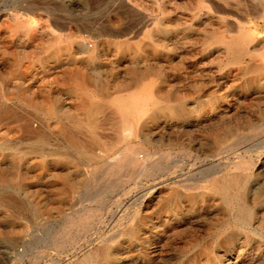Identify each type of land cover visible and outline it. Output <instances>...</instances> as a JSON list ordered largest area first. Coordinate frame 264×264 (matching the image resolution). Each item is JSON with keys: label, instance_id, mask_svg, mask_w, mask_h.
Segmentation results:
<instances>
[{"label": "rangeland", "instance_id": "374dc122", "mask_svg": "<svg viewBox=\"0 0 264 264\" xmlns=\"http://www.w3.org/2000/svg\"><path fill=\"white\" fill-rule=\"evenodd\" d=\"M244 34L231 63L221 42ZM263 61L253 0H0V264H82L102 247L109 264H264ZM76 120L114 155L68 149Z\"/></svg>", "mask_w": 264, "mask_h": 264}, {"label": "bare ground", "instance_id": "6f19581e", "mask_svg": "<svg viewBox=\"0 0 264 264\" xmlns=\"http://www.w3.org/2000/svg\"><path fill=\"white\" fill-rule=\"evenodd\" d=\"M253 2L256 4V7L258 6V9L260 10V11H262V13H264V0H253ZM169 4V3H168ZM168 13V12H167ZM172 14V13H171ZM173 16V15H172ZM17 17V16H16ZM20 18V17H19ZM22 21H23V19H22ZM175 21V20H174ZM25 22V21H24ZM165 22V21H164ZM12 23V22H11ZM21 23V22H20ZM19 23V24H20ZM13 24V23H12ZM11 24V25H12ZM18 24V25H19ZM27 24V23H26ZM6 25V24H5ZM16 25H17V23H16ZM17 25V26H18ZM164 25V24H163ZM163 25H162V27H163ZM171 25V24H170ZM175 25H176V23H175ZM175 25H173V26H175ZM58 26V25H57ZM203 26V25H202ZM15 27V26H14ZM172 27V26H171ZM186 27V26H185ZM164 28V27H163ZM173 28V27H172ZM14 29V28H13ZM18 29V28H17ZM58 29V28H57ZM56 29V30H57ZM19 30V29H18ZM50 30V29H49ZM63 30V29H62ZM198 31H199V29H197ZM47 31V30H46ZM61 31V30H60ZM64 31V30H63ZM203 31V30H202ZM50 32V31H49ZM57 33V32H56ZM60 33V32H59ZM101 33V32H100ZM183 33V32H182ZM194 34H196V33H194ZM30 35V34H29ZM63 35H65V34H63ZM67 35V34H66ZM41 36V35H40ZM45 36V35H44ZM43 36V37H44ZM198 36V35H197ZM34 37V36H33ZM42 37V36H41ZM61 36L59 35V38H60ZM65 37V36H64ZM71 37V36H70ZM69 37V38H70ZM111 37H113V36H111ZM150 37V36H149ZM49 38V37H48ZM151 38V37H150ZM170 38V37H169ZM56 39V38H55ZM30 40V39H29ZM34 40V39H33ZM48 40H50V38L48 39ZM65 40V39H64ZM70 40V39H69ZM183 40V39H182ZM187 40V39H186ZM250 40H251V36L248 34H244V35H242V36H240V37H238V39H236V40H234V41H232V42H230V43H222L221 42V44L224 46V48H225V51L228 53V55L227 56H229L228 58L230 59V61H231V63H238V62H240L242 59H243V61L246 59H244V57H245V55H247L246 54V50H245V48H244V46H246L247 44H248V42H250ZM66 41H68V40H66ZM65 41V42H66ZM74 41V40H73ZM152 41H155V40H152ZM161 41V40H160ZM44 42H45V40H44ZM44 42H42V43H44ZM48 42H50V41H48ZM56 42V41H55ZM72 42V41H71ZM80 42V41H79ZM185 42H187V41H185ZM189 42V41H188ZM40 43V42H39ZM47 43V42H46ZM83 43V42H82ZM101 43V42H100ZM160 43V42H159ZM182 43V42H181ZM193 43V42H192ZM191 43V44H192ZM48 44V43H47ZM161 44V43H160ZM171 44V43H170ZM174 44H176V43H174ZM189 44H190V42H189ZM36 45H38V44H36ZM172 45H173V43H172ZM178 45V44H177ZM181 45V44H180ZM186 45H188V43H186ZM53 46V45H52ZM55 46V45H54ZM60 46V45H59ZM64 46V45H63ZM189 46H191V45H189ZM195 46V45H194ZM210 46V45H209ZM43 47V46H42ZM41 47V48H42ZM44 47H46L47 48V46H44ZM169 48H170V46H168ZM172 47V46H171ZM53 48V47H52ZM161 48V47H160ZM184 48H185V44H184ZM206 48H208V47H206ZM40 49V48H39ZM49 49H51V48H49ZM69 49V48H68ZM175 49V48H174ZM179 49V48H178ZM180 49H181V46H180ZM183 49V48H182ZM203 49V48H202ZM45 51H46V49H44ZM166 50V49H165ZM49 51V50H48ZM169 51V53H172V51L170 52V49L168 50ZM179 51V50H178ZM186 51V50H185ZM165 52V51H164ZM181 52H183V51H181ZM202 52V51H201ZM225 52V53H226ZM168 53V52H167ZM174 51H173V55H174ZM204 54V53H203ZM249 54V53H248ZM14 55V54H13ZM177 55V54H176ZM176 55H174L175 57H176ZM182 55V54H181ZM250 55V54H249ZM248 55V56H249ZM12 56V55H11ZM92 56V54H90V57ZM171 56V55H170ZM93 57V56H92ZM164 57V56H163ZM180 57V56H179ZM40 58V57H39ZM38 57H37V59H39ZM168 58V57H167ZM249 58V57H248ZM3 59V58H2ZM76 59V58H75ZM173 59V58H172ZM182 59V58H181ZM4 60V59H3ZM172 61V60H171ZM183 61H184V59H183ZM230 61H228V63L230 62ZM168 62V61H167ZM179 61H177V63H178ZM264 62V61H263ZM12 63V62H11ZM15 63V62H14ZM169 63V62H168ZM45 64V63H44ZM170 64H171V62H170ZM13 65V64H12ZM46 65V64H45ZM253 69H255L254 67H253ZM257 69V68H256ZM255 69V70H256ZM27 71V70H26ZM24 72V71H23ZM80 73V72H79ZM28 74V73H27ZM78 75V74H77ZM76 76V75H75ZM79 76V75H78ZM82 76V75H81ZM88 76V75H87ZM74 77V76H73ZM91 77V76H90ZM134 77V76H133ZM74 79V78H73ZM83 79V78H82ZM85 79H86V77H85ZM76 80V79H75ZM134 80V79H133ZM81 82V81H80ZM77 84V83H76ZM78 86H80V85H78ZM81 90H83V89H81ZM106 92V91H105ZM82 93V92H81ZM170 93V95L172 94V92H169ZM168 93V94H169ZM165 96V95H164ZM166 97V96H165ZM167 98V97H166ZM170 99V98H169ZM171 99H172V96H171ZM174 100V99H173ZM30 102H32V101H30ZM120 102V101H119ZM29 103V102H28ZM33 104V103H32ZM167 105V104H166ZM177 105V104H176ZM180 105V104H179ZM87 106V105H86ZM156 106V105H155ZM37 107V106H36ZM184 107H182L181 105L180 106H177L176 108H171V107H168L167 109H168V112H170V114H173L174 113V111L177 109H183ZM51 109H52V107H51ZM93 110V109H92ZM188 110V109H187ZM190 110V109H189ZM121 114V113H120ZM129 114V113H128ZM170 114H168V115H170ZM178 114V113H177ZM67 115V114H66ZM93 115V114H92ZM164 115V114H163ZM65 116V115H64ZM121 116V115H120ZM167 116V115H166ZM175 117V116H174ZM178 117V116H177ZM87 118H89V117H87ZM94 121V120H93ZM122 121V120H121ZM179 121V120H178ZM75 122V124H76V130H67V129H69V128H67V129H63L62 131H61V135H62V137L64 138V140H65V143H66V145H67V147H68V149H70L71 151H73V153L74 154H76L79 158H81V159H83L85 162H97V161H101V160H103V159H106L107 157H108V155L109 154H111V156L112 155H114V153L113 152H111V150H109V149H105V152L107 151V153L101 158L99 155L101 154H99V152L98 153H96V151H95V149L96 148H98L97 146H100L99 145V140L97 139V137H96V133H95V131L92 129V130H88L89 132H91V139H90V146L88 147V146H85L81 141H79L77 138H76V136H75V131L77 132H79V133H85V129L83 128L84 127V125L86 124V121H84V120H76V121H74ZM122 123V122H121ZM88 124H90V125H93L94 123H92L91 124V122L90 123H88ZM124 124V123H123ZM130 124V123H129ZM82 125H83V127H82ZM31 129V128H30ZM73 129V128H72ZM84 129V130H83ZM26 130V129H25ZM30 131V130H29ZM26 132H27V130H26ZM32 132V131H31ZM27 133H29V132H27ZM34 133V132H33ZM60 133V132H59ZM122 135V134H121ZM121 135H120V137H121ZM80 136V135H79ZM30 137V136H29ZM31 137H33V136H31ZM35 137V136H34ZM40 137V136H39ZM41 138V137H40ZM118 138V137H117ZM125 140H126V137L124 138ZM83 140V139H82ZM117 141V140H116ZM118 142V141H117ZM116 142V143H117ZM120 143V142H119ZM220 143V142H219ZM43 141L42 140H39V139H35L34 140V142H33V146H32V149H31V153H33V154H36V153H39L40 152V149L43 147ZM102 144V143H101ZM131 145V144H130ZM129 145V146H130ZM114 146V145H113ZM138 147V146H137ZM87 148H89V150L88 151H90V152H87ZM132 148V147H131ZM136 148V147H135ZM141 148V147H140ZM124 150V149H123ZM134 150V149H133ZM132 150V151H133ZM120 151V150H119ZM132 151H128V146H127V148L125 149V155H124V158H125V162L124 163H126V165L127 166H132V168L134 167L135 169H140L139 171H141V172H146V171H148V168H146L145 166H140L139 164H137L135 161H134V156H133V154H134V152H132ZM122 152V151H121ZM136 153V152H135ZM97 154H99V155H97ZM121 155V154H120ZM123 156V155H122ZM136 157V156H135ZM110 159V158H109ZM115 159H117V158H115ZM111 160V159H110ZM120 160V159H119ZM113 162H111V161H109V164L110 165H113L112 164ZM139 163V162H138ZM146 163V162H145ZM123 164V163H122ZM147 166V165H146ZM149 166V165H148ZM123 167V166H122ZM121 167V168H122ZM155 168H156V170H160V167H159V165L158 166H154ZM154 168V169H155ZM125 169V168H124ZM150 169V168H149ZM154 169H153V171H154ZM122 171V170H121ZM118 172H119V170H118ZM110 173V172H109ZM113 173V172H112ZM228 179V178H227ZM234 180V179H233ZM226 181V180H225ZM235 181V180H234ZM241 181V180H240ZM216 182V181H215ZM219 183V182H218ZM237 183V182H236ZM245 183V182H244ZM212 185V184H211ZM238 185V184H237ZM241 185V184H240ZM243 186H244V184H243ZM213 187H215V185L213 186ZM227 187L228 186H226V189H225V187L224 186H222V187H218V193L220 194V196L222 197V200H223V202H224V204H226L227 206H229V208L230 209H232L233 207H234V203H235V201H234V196L235 195H233V194H231V192L229 191V189H227ZM238 187V186H237ZM246 187V186H245ZM244 187V188H245ZM233 189V188H232ZM243 189V188H242ZM241 191V190H240ZM214 192V191H213ZM242 192V191H241ZM215 193V192H214ZM217 193V194H218ZM237 213H238V215H237V217H236V220L239 222V223H241V226H243L244 225V223H246V222H248V221H250V219H251V212L249 211V209L246 207V205H245V203H244V198H242V197H240V198H238L237 199ZM222 205V204H221ZM226 208V207H225ZM232 214V213H231ZM78 220V219H77ZM75 222V221H74ZM238 224V223H237ZM236 227V226H235ZM240 227V226H239ZM246 229V228H245ZM240 231V230H239ZM243 232V231H242ZM251 235V234H250ZM55 244V243H54ZM53 244V245H54ZM58 244V243H57ZM62 244V243H61ZM56 245V244H55ZM64 245V244H63ZM64 247V246H63ZM61 248V247H60ZM59 249V248H58ZM112 260H114V255L110 252V249L109 248H107V247H102L99 251H98V253L96 254V255H94V256H86V257H84V259L82 260V264H98V261H101V262H103L104 264H109L110 262H112ZM118 260V259H117ZM118 262V261H117ZM115 264H117V263H115Z\"/></svg>", "mask_w": 264, "mask_h": 264}]
</instances>
